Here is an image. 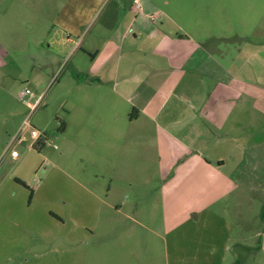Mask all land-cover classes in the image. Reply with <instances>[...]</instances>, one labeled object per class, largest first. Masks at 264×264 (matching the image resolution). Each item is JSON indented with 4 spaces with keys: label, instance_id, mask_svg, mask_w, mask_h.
<instances>
[{
    "label": "rangeland",
    "instance_id": "obj_1",
    "mask_svg": "<svg viewBox=\"0 0 264 264\" xmlns=\"http://www.w3.org/2000/svg\"><path fill=\"white\" fill-rule=\"evenodd\" d=\"M65 1L0 0V264H234L235 249L237 264H264V256L253 254L260 240L256 231L261 233L263 225L260 204L243 199L241 220L246 222L235 231L228 211L222 223L211 213L199 224L184 221L183 213L165 223L166 184L150 179L151 169L131 166L134 172L130 169L126 176L119 151L104 141L71 143L75 130L70 125L64 133L62 124L69 112L73 117V97H82L88 88L79 86L69 51L57 44L61 35L53 22ZM147 1L174 10L178 25L206 41L221 65L231 70L243 65L240 78L264 61V53H255L264 46V0H141L142 6ZM89 4L81 7L85 17L93 13ZM102 10L86 32L101 29ZM245 35L248 41L241 38ZM217 86L215 96L236 97L234 84L223 88L211 82ZM26 89L32 102L40 99L30 123L47 145L35 149L30 128L25 144L15 143L21 154L15 161L5 150L29 114L20 99ZM212 98L217 103L218 97ZM216 149L212 156L226 154L228 147ZM230 169H221V175ZM177 189L180 211L186 183ZM113 204L126 208L116 211L109 206ZM246 247L253 250L245 253Z\"/></svg>",
    "mask_w": 264,
    "mask_h": 264
},
{
    "label": "crops",
    "instance_id": "obj_2",
    "mask_svg": "<svg viewBox=\"0 0 264 264\" xmlns=\"http://www.w3.org/2000/svg\"><path fill=\"white\" fill-rule=\"evenodd\" d=\"M72 1L64 2L53 22L56 35H61L57 44L71 56L75 80L81 79L79 86L88 88L87 93L82 89V97H73V117L69 112L62 124L64 133L70 125L75 130L71 143L98 145L104 141L119 151L126 176L134 168L131 166L151 169L149 178L166 184L165 223H172L178 213L192 224L208 221L209 213L222 223L228 211L233 215L232 231L242 229L246 222L241 220L243 199L260 204L262 215L264 61L240 78L243 65L236 70L221 65L211 57L206 41L197 40L178 25L174 10L151 1L145 2L141 11L135 9L133 0ZM87 3L93 8L89 17L81 10ZM102 8L105 20L101 29L86 32ZM150 15H156L160 23ZM241 38L249 40L247 35ZM259 52L264 53V46L255 53ZM257 78L262 81L256 82ZM211 82L223 88L234 84L231 90L237 92L236 97L215 96L218 86L212 88ZM212 97H218L217 103H212ZM220 101L221 110H217ZM65 102L69 103V98ZM224 144L226 154L212 156L211 151ZM228 166L230 171L221 175V169ZM180 183H186V191L177 211ZM109 206L116 211L126 208L125 204ZM262 223L261 233L256 231L260 240L253 254L264 256ZM236 246L243 251L241 243ZM252 250L246 247L244 251ZM233 253L238 262L236 249Z\"/></svg>",
    "mask_w": 264,
    "mask_h": 264
},
{
    "label": "built area",
    "instance_id": "obj_3",
    "mask_svg": "<svg viewBox=\"0 0 264 264\" xmlns=\"http://www.w3.org/2000/svg\"><path fill=\"white\" fill-rule=\"evenodd\" d=\"M133 4H134V7L136 10L141 11L143 9L142 4H141V0H133ZM150 18L152 20H156L157 16L151 15ZM31 95H32V93L29 89L22 91V93L20 95L21 101L27 105V107L29 108L30 111H29L28 116L23 121L21 129L19 130L17 135L11 140V142L7 145V148L5 150V155H10L13 159H18L20 157V152L18 151V149H16L15 143L17 141L18 142H26V141H24L25 140V133L28 129L31 128L32 138L35 140L36 143L43 140V137H44V134L41 131H39L38 129L34 128L32 126V124L30 123L32 115L40 103L39 98L36 101L32 102L30 100Z\"/></svg>",
    "mask_w": 264,
    "mask_h": 264
},
{
    "label": "trees",
    "instance_id": "obj_4",
    "mask_svg": "<svg viewBox=\"0 0 264 264\" xmlns=\"http://www.w3.org/2000/svg\"><path fill=\"white\" fill-rule=\"evenodd\" d=\"M46 145H47L46 142L44 140H41L34 145V148L41 151L46 147ZM17 182L28 188V186L24 182H22L20 180H17ZM31 193H32V191H31ZM31 197H32V194H31ZM262 218H263L262 221L264 222V213L262 214ZM259 246H260V244H259ZM234 264H237V263L235 262Z\"/></svg>",
    "mask_w": 264,
    "mask_h": 264
}]
</instances>
